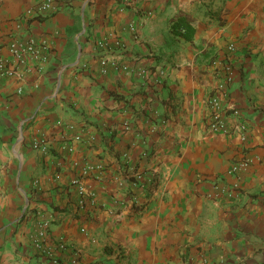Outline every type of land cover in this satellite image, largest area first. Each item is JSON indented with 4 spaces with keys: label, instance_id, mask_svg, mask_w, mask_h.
Segmentation results:
<instances>
[{
    "label": "crops",
    "instance_id": "crops-1",
    "mask_svg": "<svg viewBox=\"0 0 264 264\" xmlns=\"http://www.w3.org/2000/svg\"><path fill=\"white\" fill-rule=\"evenodd\" d=\"M43 1L0 0V264H264V0H52L21 19ZM28 38L45 62L10 54ZM212 97L240 120L212 132Z\"/></svg>",
    "mask_w": 264,
    "mask_h": 264
},
{
    "label": "built area",
    "instance_id": "built-area-1",
    "mask_svg": "<svg viewBox=\"0 0 264 264\" xmlns=\"http://www.w3.org/2000/svg\"><path fill=\"white\" fill-rule=\"evenodd\" d=\"M51 4H52V0H45L41 3H39L34 8L27 9L23 13V15L21 16V19L24 21L25 20L29 21L31 18L38 17L42 13H45V12L51 10L52 9ZM130 31L132 33H134L135 30L133 28H130ZM8 50H9L10 54L13 55L16 58V60L21 62V63L23 62V58L25 56H31L41 63H43L47 60V56L45 55V51H42V50L36 48L34 40L32 38H28L24 42L14 40L13 42H11L9 44ZM228 51H229V53H233L235 51V48L232 44L228 46ZM101 66H102V73L103 74H105L107 72V70H106L107 66H109L110 68H112L115 71H118L120 68L126 70L125 67H121L119 65V63H117L116 61L110 62V61H107L106 59H103V61H101ZM13 74H15V71L14 72L11 71V69L8 68L7 61L0 57V80L3 77L12 76ZM209 109H210L209 129L212 132H218V131L223 130L225 127L224 117L229 113L230 110H228L226 107H222L221 103L217 97H212L209 100ZM230 112L237 119V121L240 120L239 118H241L240 117L241 115H240L238 110L234 109ZM236 129L238 130V132L241 133L242 139H244L245 138L244 136L247 132L246 125L243 123H238V125L236 126ZM42 144H43L42 140H35L33 142L32 148L33 149H41ZM67 150H68V152H70L71 148L68 147ZM252 162H253V160L251 158L243 157L231 166L230 170L228 171V174L229 175H237L240 172L245 171L250 166V164ZM95 171H103V166L102 165L88 166V167H86V169H83L82 176H87V175H89ZM132 177L134 179H136V181L142 180V176L138 173H134L132 175ZM117 182L120 183L119 181H117ZM75 184L78 186V192H77L78 198H79L78 204L80 207H84L86 199L93 200L95 195H94V193L89 192L84 187L80 186L79 182H75ZM236 186L237 185L234 184L233 187L236 188ZM227 190H230V189H223L221 192L222 193H225V191L230 192ZM49 225H50V221H44L38 226V230L36 232V241L37 242L43 241V239L46 235L47 229L49 228ZM82 231H84V230H82ZM63 248H64V244H59V249H63Z\"/></svg>",
    "mask_w": 264,
    "mask_h": 264
},
{
    "label": "trees",
    "instance_id": "trees-1",
    "mask_svg": "<svg viewBox=\"0 0 264 264\" xmlns=\"http://www.w3.org/2000/svg\"><path fill=\"white\" fill-rule=\"evenodd\" d=\"M193 22L194 19L190 15L179 13L171 19L170 30L175 36L185 41H191L195 33Z\"/></svg>",
    "mask_w": 264,
    "mask_h": 264
}]
</instances>
